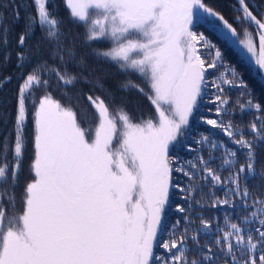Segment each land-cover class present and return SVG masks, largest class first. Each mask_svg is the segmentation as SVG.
<instances>
[{
  "label": "snow or ice",
  "instance_id": "obj_1",
  "mask_svg": "<svg viewBox=\"0 0 264 264\" xmlns=\"http://www.w3.org/2000/svg\"><path fill=\"white\" fill-rule=\"evenodd\" d=\"M51 3L32 0L34 13L25 17L17 39V68L32 64L44 41L52 45V63L41 59L26 74L21 72L13 126L0 140V264H264V105L253 102L221 49L196 31L206 25L235 38L264 73V12L254 14L248 0H237L238 32L204 0H63L72 20L84 27L87 45L108 44L92 48L91 54L122 72L138 74L155 109L152 116L137 118L123 104L110 105L101 96L81 92L93 110L89 116L74 105L68 91L93 82L86 60L64 33ZM22 6L13 7L16 20ZM37 27L42 37L34 51L28 41ZM9 31L0 24V47L5 49ZM11 55L6 51L4 62ZM69 64L79 70L71 71ZM218 67L223 68L221 83L213 80L211 86L220 94L209 101L217 119H200L228 140L201 136L197 143L208 145V159L199 156L185 170L172 152L203 98L205 73ZM49 76L65 89L68 103L47 92L35 97L36 89L49 86ZM10 80H0V87ZM98 84L96 78L93 87ZM225 85L241 88V96L249 97L236 102L241 112L253 114L246 125L221 118L234 115L223 95ZM120 87L145 91L131 80ZM30 105V178L18 197L29 147ZM174 171L190 181L188 187L173 183ZM197 178L199 185L192 183ZM205 187L223 190V198L215 191L205 193ZM173 189L182 194L183 203L174 208L183 215L169 221ZM196 191L200 199L192 196ZM209 195L215 197L211 207L231 211L213 234L201 236V229L214 227L196 207H203ZM161 233L167 238L160 239Z\"/></svg>",
  "mask_w": 264,
  "mask_h": 264
},
{
  "label": "trees",
  "instance_id": "obj_2",
  "mask_svg": "<svg viewBox=\"0 0 264 264\" xmlns=\"http://www.w3.org/2000/svg\"><path fill=\"white\" fill-rule=\"evenodd\" d=\"M204 2L214 8L216 11L224 15L234 27L237 28L238 32L241 25L236 21L235 17L238 15L236 8L237 0H204ZM250 7L254 14L259 15L264 12V0H248ZM0 3L7 5L6 7H0V13H3V19L0 24L9 27V45L5 49L0 47V80H3L7 76H11V80L4 83L0 87V140L3 136L7 134L13 126L15 107H16V93L18 90V85L21 81V72L25 74L41 59H46L51 64L52 61L49 59V50L52 45L47 41L40 44V51L32 58V64L26 66L24 69L17 68L16 66V51L17 39L20 33L24 30L25 17L29 13H34V8L31 7L32 0H0ZM24 5L19 8L20 19L16 20L13 15V7L16 5ZM55 6L56 14L62 19L63 23L61 25L64 33L75 42L76 50L78 55H81L86 60L87 69L89 70V75L91 81H95L99 78V84L93 87V82L89 83H79L74 89H69V95L73 97V103L76 107L80 109L81 112H86L89 116L92 114L93 110L89 107L88 101L83 94H94L103 97L107 103L110 105H121L127 107L128 111L134 116L148 118L154 113V107L150 100L146 97L147 88L146 85L142 84L139 77L132 72H122L114 64L104 62L102 59L96 58L91 54L92 48H106L102 46L100 42L94 43L91 46L87 45L83 39V33L85 31L84 27L80 24L74 22L69 16L68 11L64 7L63 0H52L50 7ZM197 32H203L204 35L218 48L221 49L225 62L233 67L239 76L243 79L244 83L247 85V91L250 93L251 98L254 103H261L264 105V75L258 70V67L244 54L237 43L225 38L220 32L211 29L209 26H201L196 29ZM42 32L39 27L36 28L31 39L28 41L30 45L34 46L41 40ZM239 38H243L240 36ZM6 51H11V59L4 62V55ZM206 55V53H203ZM208 60H211V56H207ZM69 69L73 72L79 69L75 68L72 64H69ZM223 72L222 67L216 69H208L205 73V79L208 82L204 88V95L199 103L196 114L191 118V124L184 131V135L180 137L179 143L176 145L172 154L179 157V164L189 170L188 162H197V157L203 156L208 159V145H201L197 143L201 139V136H209L210 139H218L227 143L228 138L224 136L219 129H214L212 126L204 123L200 116L205 118L217 119L215 116L214 108L215 105L209 101L214 99V96L220 94L217 90L211 86V82L214 80L216 83H221L220 75ZM49 79V86L47 88L41 87L36 89L35 97L39 98L45 92L50 93L53 98L60 100L62 103H68V98L64 95L65 89L57 85L55 76L46 77ZM131 80L136 84H139L144 88L145 92L141 93L136 89L123 90L120 84ZM139 80V81H138ZM244 90L238 87H230L225 85L223 95L227 96L230 100L229 109L234 110V115H224L221 118L225 121L232 119L236 125H246L250 120L253 119V114L250 111L245 110L241 112L236 102L238 100H247L249 97L247 95L241 96ZM78 97V99H77ZM212 109V111H210ZM33 111L31 105L29 106V121L27 124V134L29 136V147L25 153V159L23 163V168L20 174V185L21 188L17 189V196L19 197V192L22 190L23 183L30 178L29 164L31 158V132H32V120L31 112ZM153 112V113H152ZM87 126V124H85ZM214 155L216 157L220 156V149L214 150ZM218 163V160H217ZM212 167L216 168L217 164H212ZM228 173L222 171V176H227ZM173 183H179L182 186L188 187L190 181L183 176L182 173L173 172L172 174ZM196 185L201 183V180L197 178L194 182ZM252 183H255L253 181ZM215 191V196L223 198L224 191H216L212 188L205 187V193H211ZM192 196L195 199H200L201 194L199 191L193 192ZM214 196H207L204 198V206H196L199 214L204 219H211L213 222V229L204 230L201 229V236L207 232L209 235L215 232V225H223V217L226 212L231 211L227 206H219L213 208L210 206L211 200ZM171 199L173 203V208L168 212V220L173 221L179 219L183 214L177 213L175 211L174 205L176 203H183L182 194L173 189L171 192ZM191 202V198H190ZM186 206V205H185ZM199 221H196V225ZM194 225V227L196 226ZM160 239H166L167 237L164 233L159 236ZM157 254H163V250L157 248Z\"/></svg>",
  "mask_w": 264,
  "mask_h": 264
},
{
  "label": "rangeland",
  "instance_id": "obj_3",
  "mask_svg": "<svg viewBox=\"0 0 264 264\" xmlns=\"http://www.w3.org/2000/svg\"><path fill=\"white\" fill-rule=\"evenodd\" d=\"M219 32V31H218ZM223 35V34H222ZM233 39H235V38H232V39H229V40H231V41H233ZM235 43H237L238 44V41L237 42H235ZM100 44L102 45V46H105V47H108V44L107 43H104V42H100ZM238 46L240 47V49L244 52V54L245 55H247V57L249 58V56H248V54L246 53V51L242 48V46H240L239 44H238ZM250 59V58H249ZM254 63V62H253ZM135 75H136V77H139L140 78V80L142 81V84L144 85V87H145V85H146V83L144 82V80L138 75V74H136V73H134ZM139 81V80H138ZM146 88H147V91L149 92V89H148V87H147V85H146ZM145 92V91H144ZM148 92H145V93H148ZM146 97H147V95H146ZM154 107V106H153ZM154 112H155V109L153 110ZM153 113V112H152ZM154 114V113H153ZM137 118H144V117H138L137 115H135ZM152 116V115H151ZM191 124V119H190V122H189V125ZM188 125V126H189ZM188 128V127H187ZM186 128V129H187ZM185 129V130H186ZM184 130V131H185Z\"/></svg>",
  "mask_w": 264,
  "mask_h": 264
},
{
  "label": "water",
  "instance_id": "obj_4",
  "mask_svg": "<svg viewBox=\"0 0 264 264\" xmlns=\"http://www.w3.org/2000/svg\"><path fill=\"white\" fill-rule=\"evenodd\" d=\"M263 75H264V73H263Z\"/></svg>",
  "mask_w": 264,
  "mask_h": 264
}]
</instances>
